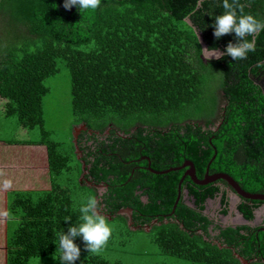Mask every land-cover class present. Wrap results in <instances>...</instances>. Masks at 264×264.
Wrapping results in <instances>:
<instances>
[{"label":"trees","instance_id":"1","mask_svg":"<svg viewBox=\"0 0 264 264\" xmlns=\"http://www.w3.org/2000/svg\"><path fill=\"white\" fill-rule=\"evenodd\" d=\"M238 3L243 13L264 19V0ZM63 5L64 0H0L2 114L16 117L26 131L41 128L44 81L61 65L69 73L70 128L86 129L76 138L80 159L73 137L62 146L46 140L42 130L39 141L26 142L44 147L49 188L12 195L8 212L17 223L8 234L6 264L53 254L56 233L67 228L64 218L75 222L70 191L56 181L63 175L107 184L103 201L109 213L130 207L132 226L139 229L132 231L123 215L108 221L127 231H144L155 218L158 223L144 232L164 256L191 264H241L235 253L248 264H264V226L221 227L204 214L206 202L220 196V214L227 215L224 181L198 186L184 178L170 215L185 170H147L148 162L163 172L189 161L199 180L208 167L209 175L226 174L245 192L264 194V94L250 79L264 61V31L248 37L255 51L246 60L224 54L210 60L202 57L198 33L209 51L223 52L235 42L234 34L219 40L213 35L221 0H101L81 14ZM74 185L82 202L95 198L84 180ZM263 204L241 199L237 210L251 222ZM75 264L120 263L90 254Z\"/></svg>","mask_w":264,"mask_h":264},{"label":"rangeland","instance_id":"2","mask_svg":"<svg viewBox=\"0 0 264 264\" xmlns=\"http://www.w3.org/2000/svg\"><path fill=\"white\" fill-rule=\"evenodd\" d=\"M32 49V48H30ZM213 53L204 54V59L217 58L219 54L211 56ZM47 88V93L42 97V126L35 127L31 131H27V135L32 141H39L41 139V131L46 133L44 138L48 141L61 143L66 146L72 137L73 128L71 126V105H70V82L69 73L67 69L59 65V71L53 76L48 77L44 81ZM1 123V121H0ZM0 137L3 139L13 138L15 136L14 130L17 126L16 117H9L1 123ZM72 130V131H71ZM23 133L19 132L18 137H22ZM72 141V140H71ZM57 183L70 191L73 198L74 211L79 208L82 203V197L79 190L75 187L74 182L79 184L80 177L74 179L71 176L63 175L59 177ZM228 195V212L224 217L217 216V211L220 209L218 199L208 203L207 210L210 217H216L221 222L234 225L239 224L241 221L233 210L237 206L238 201ZM112 232L106 245L100 252L95 253L100 255L111 262H119L120 264H191L183 259L173 258L162 255L156 245L152 241V237L144 231H127L124 225L120 222L111 223ZM264 223V207L257 211L256 219L254 222L248 223L249 225ZM7 240V236L5 238ZM81 248L80 256L86 257L90 254ZM56 251V249H55ZM57 252L51 255L32 258L28 264H56Z\"/></svg>","mask_w":264,"mask_h":264},{"label":"clouds","instance_id":"3","mask_svg":"<svg viewBox=\"0 0 264 264\" xmlns=\"http://www.w3.org/2000/svg\"><path fill=\"white\" fill-rule=\"evenodd\" d=\"M101 4V0H64V8L76 7L79 13L93 11ZM223 12L215 15L213 19V35L216 40L226 34H234V40L229 41L223 54L231 57L233 61L246 60L248 54L255 51L254 40L248 39L256 33L264 31V19H258L252 14L242 11L238 0H221ZM217 49H214L215 55ZM216 56V55H215ZM218 58V57H217ZM259 71H264V64L258 65ZM75 222L68 223L71 216H66V230L56 233V251L58 264H75L80 257L81 248L75 243L79 239L84 249L90 253H98L108 242L112 228L107 217L98 209L97 200L89 196L82 202L76 212Z\"/></svg>","mask_w":264,"mask_h":264},{"label":"crops","instance_id":"4","mask_svg":"<svg viewBox=\"0 0 264 264\" xmlns=\"http://www.w3.org/2000/svg\"><path fill=\"white\" fill-rule=\"evenodd\" d=\"M0 100V121L7 117L2 114ZM0 123V125H1ZM1 128V126H0ZM19 132L23 133L18 137ZM15 136L0 137V264H6V236L14 229L17 218L9 216L8 204L15 193L36 194L48 190L49 176L45 150L42 145L27 144V131L16 126Z\"/></svg>","mask_w":264,"mask_h":264},{"label":"water","instance_id":"5","mask_svg":"<svg viewBox=\"0 0 264 264\" xmlns=\"http://www.w3.org/2000/svg\"><path fill=\"white\" fill-rule=\"evenodd\" d=\"M198 37V41L201 45V53H202V57L204 56V54H208V53H213V51H209L207 50L205 44L202 42L201 36L198 33L197 34ZM215 54H219L218 57L221 55V51L217 50V52H215ZM204 58V57H203ZM207 59V58H206ZM216 59V58H214ZM251 81L254 82V84H256L260 89L261 92L264 94V87L261 85V83H259L258 81H256L255 79L250 78ZM219 124H216V127H218ZM85 127L83 125H78L76 127L73 128L72 131V137H73V144H74V148H75V154H76V158L80 159L81 157V153L76 145V138L79 134L80 131H85ZM214 159V156L212 157L211 160ZM82 170H84V164L82 163L81 166ZM182 169H186L185 172L183 173L182 178L180 179L179 183H178V187H177V197L176 200L174 202L173 208H172V212L170 215L173 214L174 209L176 207V204L178 203L180 196H181V184L184 180V178L188 177L195 185L198 186H203V185H207L210 183H214L218 180H222L224 181L227 186L233 191L234 193V198L236 200H240V199H244V200H249V201H259V202H263L264 203V194H251V193H247L245 192L243 189H241V187L228 175L226 174H222V173H217V174H213V175H209L208 174V167L206 168L205 174L203 176V178L201 180L197 179L196 175H195V168L194 165L187 161L184 162L180 167L177 168H172L163 172H156L153 171L152 169L148 168V170L153 173V174H167L168 172L171 171H179ZM84 174V171L82 173V175ZM82 177V176H81ZM80 177V179H81ZM185 194H187V192L184 191ZM264 205H262L259 209H257L256 211H254V216H256L257 211H259L261 208H263ZM233 210L235 211V214L238 216L239 220L241 221V223L249 225L248 223H250L249 221L245 220L243 218V216L239 213V211L237 210V206L233 207ZM117 215H126L128 217V222H127V226L130 227L131 230L135 231L136 229H139L138 227H134L132 226V222H131V216H130V210H120ZM225 217V216H224ZM154 223L156 224V221H154ZM144 231H148L150 226H144L142 227ZM219 246V245H218ZM220 247V246H219ZM234 257L241 263V264H248L249 262L246 261L245 259L239 257L237 254L234 253ZM264 262V261H263Z\"/></svg>","mask_w":264,"mask_h":264},{"label":"flooded vegetation","instance_id":"6","mask_svg":"<svg viewBox=\"0 0 264 264\" xmlns=\"http://www.w3.org/2000/svg\"><path fill=\"white\" fill-rule=\"evenodd\" d=\"M223 55V52L221 51V55L218 57V58H220L221 56ZM217 59V58H216ZM262 64H264V61H262V62H260L258 65H262ZM257 65V66H258ZM257 66L255 67V69H256V75L254 76V77H252V79H255L256 81H258L259 83H261V85L264 87V71H259L258 69H257ZM256 85V84H255ZM257 86V85H256ZM258 87V86H257ZM259 88V87H258ZM260 89V88H259ZM261 90V89H260ZM109 130H111V129H107V130H105L104 132H103V136H108L109 135ZM96 133V132H95ZM91 134V132H88V135H90ZM99 135V134H98ZM97 135V136H98ZM116 135L117 136H122V134H120V133H118V132H116ZM101 138H103L102 136H100ZM86 140H88L87 139V137L85 138V141ZM87 144L88 145H90L91 144V141H87ZM143 159H145V157H143ZM184 162H187V161H184ZM183 162V163H184ZM149 165H150V163L148 162V167H147V170H148V168H150L149 167ZM151 169V168H150ZM184 170H186V169H184ZM185 172V171H184ZM85 174H87V171H85L84 170V175ZM205 174V173H204ZM195 175H196V172H195ZM84 177L82 176L81 177V180H84V182H85V184L87 185V186H89L90 188H94L95 190H96V196H95V199L97 200V203H98V209H99V211L102 213V214H104L106 217H107V219H111L113 216H115V215H117V213L120 211V210H130V218H131V222H132V209L130 208V207H125V208H123V209H119L118 211H116L114 214H111V213H109V210H108V205L107 204H105L104 203V199H103V195L104 194H106L107 193V191H108V189H109V186L107 185V184H105V183H103V182H101V183H95L93 180H91V179H83ZM227 185V184H226ZM225 190H226V192H227V196L229 195V193L232 195V197H234V193H233V191L228 187V186H226L225 188H224ZM135 194L136 195H140V194H142V191H136L135 192ZM231 197V198H232ZM183 198L185 199V201H186V203L188 204V205H190L191 206V204L189 203V201H187V194H185L184 193V196H183ZM219 200L218 201V204H219V206H220V209H218V211L216 212L217 213V216H219V215H221L220 214V211H221V205H220V196H218L215 200ZM140 200L142 201V202H147V198H146V196H144V195H140ZM214 200V201H215ZM241 200V199H240ZM240 200H237L238 201V204L240 203ZM213 201V200H212ZM212 201H207L206 202V207H205V210H204V214H206V215H208V211H206L207 210V207H208V203H210V202H212ZM237 204V205H238ZM264 205V204H263ZM112 206V204H110V207ZM123 216H125L126 218H127V222H128V217L126 216V215H123ZM209 216V215H208ZM217 216L216 217H210L212 220H213V222L215 223V224H219L221 227H228V226H231V227H234V226H240V225H246V224H243V223H239V224H234V225H228V224H225V223H223V222H221L220 220H218L217 219ZM255 219H256V216H254V219L251 221V222H254L255 221ZM154 221H156V224L158 223V221L154 218L153 220H151V222L149 223V225H144V226H152V225H154L155 223H154ZM133 223V222H132ZM143 226V227H144ZM249 226H251V225H249ZM258 226H264V223H261V224H255V225H252V227H258ZM136 227V226H135ZM138 227V226H137ZM130 228V227H129ZM143 229V228H142ZM133 231V230H132Z\"/></svg>","mask_w":264,"mask_h":264}]
</instances>
